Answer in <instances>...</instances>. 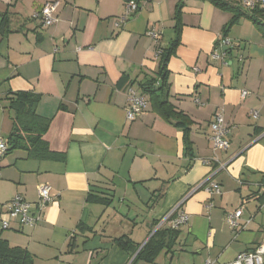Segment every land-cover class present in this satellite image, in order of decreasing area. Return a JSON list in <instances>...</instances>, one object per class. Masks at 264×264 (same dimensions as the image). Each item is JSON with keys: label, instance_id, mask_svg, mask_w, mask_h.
<instances>
[{"label": "crops", "instance_id": "1", "mask_svg": "<svg viewBox=\"0 0 264 264\" xmlns=\"http://www.w3.org/2000/svg\"><path fill=\"white\" fill-rule=\"evenodd\" d=\"M49 1L0 0V24L5 12L11 17V30L0 32V137L8 145L13 129L8 94L33 91L41 95L37 112L51 118L44 139L55 153L7 151L0 237L26 247L34 264H230L261 244L264 35L257 25L241 18L227 35L230 52L214 58L232 14L209 0H146L123 22L125 0H58L57 22L45 27L37 14ZM179 4L181 42L167 69L170 101L191 119L188 138L141 89L159 78L157 54L175 38ZM130 87L148 100L135 120L127 117ZM220 110L231 130L226 150L210 140ZM210 175L221 186L213 196L197 188ZM46 184L52 200L39 223L10 219L3 228L4 205L17 194L35 204ZM178 205L173 216L183 211L189 221L175 244L152 262L135 259L156 230L170 228L162 220ZM239 207L245 227L234 229L226 214ZM122 236L128 249L116 242Z\"/></svg>", "mask_w": 264, "mask_h": 264}, {"label": "trees", "instance_id": "2", "mask_svg": "<svg viewBox=\"0 0 264 264\" xmlns=\"http://www.w3.org/2000/svg\"><path fill=\"white\" fill-rule=\"evenodd\" d=\"M130 0H125L128 2ZM138 4V10L141 3L146 0H134ZM216 6L231 12L232 17L223 30V37H227L231 27L240 21L241 18L251 19L264 35V8L256 4L252 8L237 3L235 0H209ZM175 38L169 46L163 48L160 54V68L158 77L147 82L141 83V89L145 94L150 96L154 109L168 122L181 126L186 131V138L189 134V125L191 119L184 112L177 110L170 101L169 80L167 63L169 58L174 54L176 48L181 42L182 32V4L176 9ZM10 13L5 12L0 24V32L5 34L11 30ZM40 18V17H39ZM41 19V18H40ZM42 20V19H41ZM43 23V22H42ZM220 44L218 41L217 45ZM231 48L227 51L229 52ZM41 95L33 91L10 92L7 96L8 107L13 110V129L8 138L9 150L22 148L36 158H48L55 155L50 151L48 142L44 135L49 129L51 118L44 117L37 112V106L40 102ZM93 195H89L91 200ZM105 203L106 198H102ZM179 229L159 228L141 248L136 255L137 260L152 262L162 248L171 247L175 244L176 235ZM116 242L125 249L131 245V240L122 236L116 239ZM138 247H133V251ZM0 264H34L32 253L22 246L11 245L6 239L0 237Z\"/></svg>", "mask_w": 264, "mask_h": 264}, {"label": "built area", "instance_id": "3", "mask_svg": "<svg viewBox=\"0 0 264 264\" xmlns=\"http://www.w3.org/2000/svg\"><path fill=\"white\" fill-rule=\"evenodd\" d=\"M246 7L252 8L256 4H264V0H243ZM59 6V1H49L44 4L41 11L37 14L43 22V26L49 27L57 22L56 12ZM138 4L134 0L126 2V14L121 18V21L127 20V18L138 11ZM149 35L153 38L158 37V34L154 30L149 31ZM232 42L229 38L223 37L220 40V44L217 50L213 53L214 58L225 57L228 54V49L231 48ZM163 49L158 51L160 56ZM248 92L244 91L243 96L247 95ZM129 105L127 108V117L129 120H135L138 118L147 108V98L138 93L136 89L130 87L128 90ZM257 116V112H254ZM212 134L210 140L213 143L215 150H226L229 147V135L231 133L230 127L225 122L223 110L218 111L211 123ZM8 151V145L6 141L0 137V166L2 160ZM205 163H209V160H204ZM203 187L211 196L219 194L221 192V186L218 182L212 179V175L207 176L202 180L197 188ZM52 200L51 186L41 185L39 188V200L33 204L29 202L23 195L17 194L5 205L6 218L2 219V227L8 228L10 226V219H17L23 225L35 226L39 223L42 218V214L47 208L48 204ZM212 206V202L208 204V207ZM179 208L176 206L170 213H168L162 222H169L170 227L173 229H179L182 225H185L189 221V215L186 212H180L177 216H173L175 210ZM243 214L242 207H239L226 214V221L234 228H244L240 226L239 220ZM206 264H214L213 261L208 260ZM230 264H264V241L257 245L253 250H247L239 253L234 261Z\"/></svg>", "mask_w": 264, "mask_h": 264}, {"label": "water", "instance_id": "4", "mask_svg": "<svg viewBox=\"0 0 264 264\" xmlns=\"http://www.w3.org/2000/svg\"><path fill=\"white\" fill-rule=\"evenodd\" d=\"M229 52H230V50H229ZM79 246H80V244H79Z\"/></svg>", "mask_w": 264, "mask_h": 264}]
</instances>
